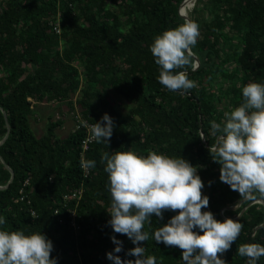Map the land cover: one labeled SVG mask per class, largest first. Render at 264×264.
Segmentation results:
<instances>
[{"label": "trees", "instance_id": "1", "mask_svg": "<svg viewBox=\"0 0 264 264\" xmlns=\"http://www.w3.org/2000/svg\"><path fill=\"white\" fill-rule=\"evenodd\" d=\"M182 2L0 0V106L10 125L0 144V186L9 184L0 190V216L6 219L0 229L41 232L52 241L57 264H113L106 258L116 247L113 235L123 243L116 254L134 260L126 252L136 245L108 225L110 194L101 155L156 151L197 167L209 198L202 211L243 225L236 242L220 256L225 264H247L237 254L241 244L264 245V205L245 200L237 209H226L242 199L220 181V165L208 152L214 143L209 121L220 122L225 111L242 103L243 86L264 84V0H197L191 19L200 35L192 52L201 63L196 70H176L187 71L196 87L169 92L157 80L159 66L150 45L156 35L185 22L179 14ZM54 101L67 109L59 119L44 117L43 132L37 135L31 120L41 117L35 106ZM105 113L114 121L113 135L108 144L96 143L90 127ZM66 114L73 128L60 136ZM6 133L0 110V141ZM202 133L206 140L200 139ZM81 160H95L96 166L84 170ZM6 165L14 173L11 182ZM21 191L30 204L16 202ZM175 214L165 212L162 220L153 215L151 224L145 223L150 238L140 246L157 264H182L180 249L151 238ZM257 264H264V257Z\"/></svg>", "mask_w": 264, "mask_h": 264}, {"label": "clouds", "instance_id": "2", "mask_svg": "<svg viewBox=\"0 0 264 264\" xmlns=\"http://www.w3.org/2000/svg\"><path fill=\"white\" fill-rule=\"evenodd\" d=\"M199 35V25L186 20L154 37L150 52L159 66L157 80L169 92H187L196 87L187 71L176 70H195L192 48ZM242 98L238 107L223 113L220 122L209 121L214 143L208 152L212 161L220 165V181L238 192L241 199L255 201L257 195L264 198V84H246ZM0 110L4 111L1 106ZM81 124L88 127L85 121ZM113 129L114 121L105 113L91 125L92 139L108 144ZM200 139L206 140L203 134ZM101 162L106 165V188L110 194L108 225L136 245L126 252L135 259L123 260L116 254L123 251V243L113 235L111 240L116 247L106 253L108 260L113 264H157V258L145 255V247L140 246L150 238L144 230L145 223L151 224L153 215L162 220L165 212H173L176 214L157 228L151 238L180 249L182 264H225L220 256L236 242L243 225L230 218L221 222L212 212L202 211L209 206V198L202 192L205 185L197 167L181 157L172 158L156 151H149L147 156L132 151L104 152ZM80 163L84 170L96 166L95 160ZM25 196L23 201L28 203ZM19 201L22 200H16ZM5 224L6 219L0 216V226ZM53 250L52 241L41 232L26 235L22 230L0 229V264H57L51 257ZM237 254L246 257L247 264H257L264 257V245L241 244Z\"/></svg>", "mask_w": 264, "mask_h": 264}, {"label": "rangeland", "instance_id": "3", "mask_svg": "<svg viewBox=\"0 0 264 264\" xmlns=\"http://www.w3.org/2000/svg\"><path fill=\"white\" fill-rule=\"evenodd\" d=\"M197 0H195L194 2H196ZM187 3V2H186ZM191 3V2H189ZM187 3V4H189ZM186 8V7H185ZM193 9V8H192ZM192 9L188 12L189 17H191L192 14ZM30 68H34V65H31ZM218 83V81H217ZM114 95V94H113ZM78 96V95H77ZM115 98L118 100V105L122 106L121 102L123 100H119L118 96L114 95ZM76 98V97H75ZM66 104L64 102H58V101H54V102H44L38 105V107L35 106V109H38L40 112L38 116L41 117V119H38L37 116L35 117V122L34 123V119L31 120L32 125L34 127V131L36 132L37 135H40L43 132V124H46V119H44V117L48 116V115H53V117H55V119H59L61 117L60 115V111H62V109H67L66 108ZM66 112H70V111H66ZM43 117V118H42ZM67 120L65 121V126L61 129L58 130L57 133L60 136H65V134H68L70 132V130L73 128V121L71 119V115L66 114ZM241 204V202H238L237 204H234V209H237L236 207H238ZM225 210H222L223 214H224Z\"/></svg>", "mask_w": 264, "mask_h": 264}, {"label": "water", "instance_id": "4", "mask_svg": "<svg viewBox=\"0 0 264 264\" xmlns=\"http://www.w3.org/2000/svg\"><path fill=\"white\" fill-rule=\"evenodd\" d=\"M195 0H183V2L181 3V5H180V7H179V14H180V16L182 17V18H184L185 19V21L186 20H189V21H192V19H191V17H189V15L186 13V10H185V5L187 4V3H189V2H191L190 3V5H193L195 2H194ZM187 2V3H186ZM188 5V4H187ZM194 60H195V70L196 69H198L199 68V66H200V59L198 58V56L197 55H195L194 54ZM4 112V115H5V120H6V125H7V133H6V135L4 136V138L1 140V142H0V144H2L6 139H7V137H8V135H9V133H10V125H9V121H8V117H7V114H6V112L5 111H3ZM1 159H2V161L4 162V160H3V158L2 157H0ZM6 167L10 170V172H11V174H12V177H11V179H10V182L11 181H13V179H14V173H13V171L10 169V167H8V165H6ZM9 182V183H10ZM9 184H7L6 186H0V190H3V189H5L7 186H8ZM256 200H259L263 205H264V200L262 199V198H259V199H256ZM255 200V201H256ZM245 200H241V203H243ZM234 209V207H226V209ZM237 208V207H236ZM222 210H225V208H223ZM246 210V208H244L243 210H242V213H240L239 214V216H241L243 213H244V211ZM223 213V212H222ZM238 216V217H239ZM263 225H264V223H263Z\"/></svg>", "mask_w": 264, "mask_h": 264}, {"label": "built area", "instance_id": "5", "mask_svg": "<svg viewBox=\"0 0 264 264\" xmlns=\"http://www.w3.org/2000/svg\"><path fill=\"white\" fill-rule=\"evenodd\" d=\"M195 4H196V2L193 4V5H191V7H190V9H192V8H194V6H195ZM187 5V4H186ZM186 5H185V7H186ZM55 30L56 31H58V32H60L61 31V28H60V25L59 24H57L56 26H55ZM203 134V133H202ZM204 135V134H203ZM204 137H205V135H204ZM21 193H23V191H21ZM78 195H79V197L81 196V194L80 193H78ZM26 199V196L25 195H22L21 196V198H20V200H25ZM241 202V201H240ZM260 203V201L259 200H256V201H253L252 203ZM28 203H30V201H28ZM251 203V204H252ZM242 205V203L237 207V208H239L240 206ZM234 206V205H233ZM249 205H247L245 208L247 209V207H248ZM232 207V206H231ZM244 209V208H243ZM242 209V210H243ZM36 214H35V212H33V216H35ZM76 217V214L75 213H73V218H75ZM72 224H73V226H75L76 228L78 227L77 226V223L75 222V221H73L72 222Z\"/></svg>", "mask_w": 264, "mask_h": 264}, {"label": "bare ground", "instance_id": "6", "mask_svg": "<svg viewBox=\"0 0 264 264\" xmlns=\"http://www.w3.org/2000/svg\"><path fill=\"white\" fill-rule=\"evenodd\" d=\"M191 7V5H190V3L187 5V10H188V12L191 10V9H189Z\"/></svg>", "mask_w": 264, "mask_h": 264}]
</instances>
